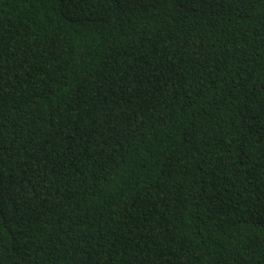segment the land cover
Masks as SVG:
<instances>
[{
    "label": "trees",
    "instance_id": "obj_1",
    "mask_svg": "<svg viewBox=\"0 0 264 264\" xmlns=\"http://www.w3.org/2000/svg\"><path fill=\"white\" fill-rule=\"evenodd\" d=\"M0 264H264V0H0Z\"/></svg>",
    "mask_w": 264,
    "mask_h": 264
}]
</instances>
